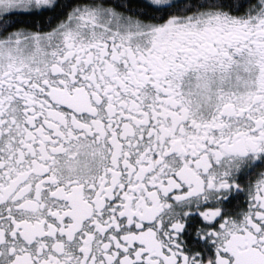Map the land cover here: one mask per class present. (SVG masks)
<instances>
[{
	"label": "snow or ice",
	"instance_id": "snow-or-ice-1",
	"mask_svg": "<svg viewBox=\"0 0 264 264\" xmlns=\"http://www.w3.org/2000/svg\"><path fill=\"white\" fill-rule=\"evenodd\" d=\"M0 264H264V0H0Z\"/></svg>",
	"mask_w": 264,
	"mask_h": 264
}]
</instances>
